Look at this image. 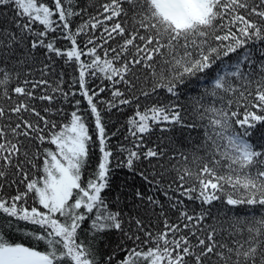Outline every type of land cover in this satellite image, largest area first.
<instances>
[{
    "label": "snow or ice",
    "instance_id": "obj_1",
    "mask_svg": "<svg viewBox=\"0 0 264 264\" xmlns=\"http://www.w3.org/2000/svg\"><path fill=\"white\" fill-rule=\"evenodd\" d=\"M257 125L264 0H0V264H264ZM113 159L144 184L128 211L104 195Z\"/></svg>",
    "mask_w": 264,
    "mask_h": 264
},
{
    "label": "trees",
    "instance_id": "obj_2",
    "mask_svg": "<svg viewBox=\"0 0 264 264\" xmlns=\"http://www.w3.org/2000/svg\"><path fill=\"white\" fill-rule=\"evenodd\" d=\"M80 3H86V0H80ZM80 23L79 18L75 19V24ZM75 24L73 27H75ZM66 42H61L63 45ZM69 71H71L69 69ZM96 83H99L97 81ZM188 92H190L192 95H199L200 94V87L197 85L195 82L191 85L190 88L187 89ZM79 98V97H77ZM110 92H105L101 95V99H110ZM183 99H186L184 97ZM82 107H86V103L82 105ZM103 105H101V108L103 109ZM70 110V109H69ZM133 109L128 108V107H123L122 110H116L113 109L111 113L103 111L102 110V117L107 125L106 131L111 134V132L115 131L117 128H121L122 133L124 129L126 128V120L128 119L129 116L132 115ZM91 131L93 135V139H95V132H94V122L91 124ZM202 133V129H197L196 131H193L191 133L192 137H197V135ZM170 135L173 137L175 143L179 147H184L188 148L190 147V144L187 141L188 137V132L186 130H181L180 128L174 129ZM117 139L122 140L123 135H121L118 138H113L111 141L112 145H115L117 143ZM155 139V137H153ZM251 140L253 142L257 141H264V125H257V127L252 131V136ZM196 143H199V140H196ZM54 149V146H51ZM99 149H98V143L97 145H94L91 149L90 152V158H89V166L85 169L83 173V179L86 182L89 173H91L97 163H98V158H99ZM111 173H110V178H109V183H110V188L105 190V197L109 201L115 200L117 196L120 197L121 200V207L124 208L125 211H128L131 207V192L134 191L136 188H140L141 190H144V184L141 181L139 176L134 175L133 173L129 172L127 168H121L116 166V160L113 159L111 163ZM15 189L14 188H6L4 190L3 195H9L14 193ZM113 208L116 207L115 204L111 205ZM237 213H242L245 211V207L241 206L237 209H235ZM23 227V225H21ZM83 227L87 229L88 223L86 222ZM14 241L16 242H21L26 245L31 246L35 242L32 241L29 237L24 236L22 233H13L11 237ZM105 242L110 245V247L106 248L105 247ZM105 242H102L100 244V250L101 254L103 255L106 252H110L112 248H114L119 242H120V237L118 233H110L106 236ZM44 245L40 244L39 248L40 250H44Z\"/></svg>",
    "mask_w": 264,
    "mask_h": 264
}]
</instances>
